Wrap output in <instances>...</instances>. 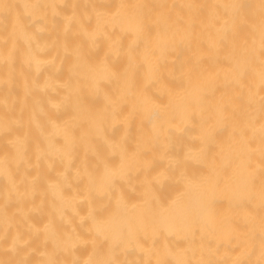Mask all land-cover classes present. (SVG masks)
<instances>
[{
	"label": "bare ground",
	"instance_id": "bare-ground-1",
	"mask_svg": "<svg viewBox=\"0 0 264 264\" xmlns=\"http://www.w3.org/2000/svg\"><path fill=\"white\" fill-rule=\"evenodd\" d=\"M262 0H0V262L260 264Z\"/></svg>",
	"mask_w": 264,
	"mask_h": 264
},
{
	"label": "snow or ice",
	"instance_id": "snow-or-ice-1",
	"mask_svg": "<svg viewBox=\"0 0 264 264\" xmlns=\"http://www.w3.org/2000/svg\"><path fill=\"white\" fill-rule=\"evenodd\" d=\"M262 5H264V0H262ZM262 27H264V21H262ZM262 56H264V51H262ZM262 81H264V74H262ZM264 100V98H262ZM262 113H264V104H262ZM261 143H262V157H264V115H262V123H261ZM262 186H264V170H262ZM0 264H4V262H0ZM22 264H27V262H22ZM43 264H57L55 260H48L43 262ZM75 264V262H73ZM109 264H116V262H109ZM162 264H166V262H162ZM260 264H264V243H262V260Z\"/></svg>",
	"mask_w": 264,
	"mask_h": 264
}]
</instances>
